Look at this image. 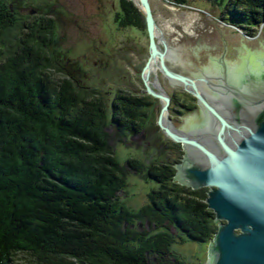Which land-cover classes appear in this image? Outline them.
I'll list each match as a JSON object with an SVG mask.
<instances>
[{
	"label": "trees",
	"instance_id": "obj_1",
	"mask_svg": "<svg viewBox=\"0 0 264 264\" xmlns=\"http://www.w3.org/2000/svg\"><path fill=\"white\" fill-rule=\"evenodd\" d=\"M223 2L247 32L264 22V0ZM120 12L122 25L147 29L132 1ZM17 13L0 6V264L20 253L38 264H188L174 245L209 244L218 231L207 192L156 164L144 178L158 188L130 209L120 196L126 169L108 146L107 101L73 77L53 79L54 18L28 23Z\"/></svg>",
	"mask_w": 264,
	"mask_h": 264
},
{
	"label": "water",
	"instance_id": "obj_2",
	"mask_svg": "<svg viewBox=\"0 0 264 264\" xmlns=\"http://www.w3.org/2000/svg\"><path fill=\"white\" fill-rule=\"evenodd\" d=\"M133 2L145 19L149 36L151 57L145 71L149 74L160 59L164 74L183 84L215 123L207 131L175 130L168 118L170 98L148 86V92L164 102L159 121L162 130L182 144L187 154L175 167L174 181L195 191L208 189L205 202L219 224L209 243L207 264H264V53L242 58L245 76L239 87L229 84L225 69L220 81L227 92L222 96H230V105L239 109L237 117H228L201 91L197 80L168 69L165 54L158 49L159 25L151 1Z\"/></svg>",
	"mask_w": 264,
	"mask_h": 264
},
{
	"label": "rangeland",
	"instance_id": "obj_3",
	"mask_svg": "<svg viewBox=\"0 0 264 264\" xmlns=\"http://www.w3.org/2000/svg\"><path fill=\"white\" fill-rule=\"evenodd\" d=\"M150 1L157 24L163 31L167 29L169 34L175 31L193 34L179 42L186 51L185 58L188 50L197 46V35L203 37V43L212 46L221 45L219 33L225 35L231 48L244 47L256 54L264 53V22L248 32L237 26L224 5L223 1L228 0H186V3L176 0ZM0 6L14 14L17 10L16 17L23 16L28 23L54 18L57 23L55 41L49 49L57 58L60 71L55 69L51 72L53 79L63 82L73 77L77 83L82 81L84 86L95 84L103 87L106 101L110 96L106 81L118 82L127 71L129 61L139 58L141 50H146L149 44L144 29L135 30L122 25L121 0H0ZM33 10L38 12L33 14ZM176 26L182 29L177 30ZM24 35H20L19 39ZM16 37L12 38L9 46L4 47L6 52L12 51L13 44L17 43ZM175 38L176 35L171 37ZM118 157L125 160L129 155L125 151L123 156ZM145 176L132 174L127 178L126 191L120 196L130 209L146 205L148 194L158 188L156 184L145 180ZM208 247L209 244L205 243L179 241L172 251L188 264H207ZM13 264L38 263L31 256L20 253L14 258Z\"/></svg>",
	"mask_w": 264,
	"mask_h": 264
},
{
	"label": "flooded vegetation",
	"instance_id": "obj_4",
	"mask_svg": "<svg viewBox=\"0 0 264 264\" xmlns=\"http://www.w3.org/2000/svg\"><path fill=\"white\" fill-rule=\"evenodd\" d=\"M36 12L38 11L33 10V14ZM130 27L136 30L135 26ZM176 27L177 30L182 29ZM165 31L163 36L159 37L157 45L158 49L165 54V64L168 69L197 80L201 91L214 101L223 114L228 117H237L239 109L230 105L228 101L230 96L226 98L222 96L227 91L221 89L223 83L220 79L223 78L226 69L231 79L229 84L239 87L240 79L245 76V67L242 68L243 64H241L242 58L253 52L244 47L231 48L225 35L219 33L218 39L222 41L221 45L212 46L203 43V37L197 35L195 37L197 46L189 49L185 58L186 51L182 47L183 44L179 42L187 36L190 38L193 34H180L177 31L169 34L167 29ZM145 32L148 35L147 29ZM173 35L179 38L171 39ZM141 51L142 55L139 58L129 61L127 71L118 79V82L106 81L110 95L107 101L108 146L114 156L119 159L121 166L126 169L127 177L132 174L150 176L156 164L162 165L161 167L166 164L172 165L175 177L176 165L181 163L187 154L182 144L171 140L162 130L159 121L164 102L161 98L150 94L148 86L154 92L170 98L168 118L175 130L184 133L207 131L213 129L215 123L210 116L205 115V110L198 99L188 92L183 84L164 74L160 59L149 74L145 71L151 57L150 43L146 50ZM220 51L221 53L218 54ZM200 60L202 63H199ZM147 74L149 75L148 85L145 81ZM78 85L83 91H99L106 100L102 92L103 87L95 84L84 86L82 81ZM213 85L217 87H212ZM125 151L129 157L123 160L118 156H123ZM200 190L208 192L205 188Z\"/></svg>",
	"mask_w": 264,
	"mask_h": 264
},
{
	"label": "bare ground",
	"instance_id": "obj_5",
	"mask_svg": "<svg viewBox=\"0 0 264 264\" xmlns=\"http://www.w3.org/2000/svg\"><path fill=\"white\" fill-rule=\"evenodd\" d=\"M134 1H135V0H134ZM136 1L138 2V0H136ZM172 24H174V23H172ZM186 29H188V28H186ZM188 30H189V29H188ZM164 32H166V31H163V29L159 26L158 36H159V37H162ZM167 57H168V56H167ZM152 67H153L152 69H154V68L156 67V62L153 64ZM202 88H203V87H202Z\"/></svg>",
	"mask_w": 264,
	"mask_h": 264
}]
</instances>
